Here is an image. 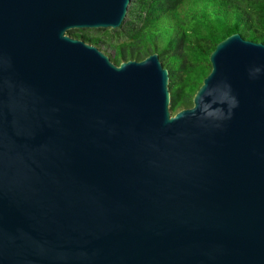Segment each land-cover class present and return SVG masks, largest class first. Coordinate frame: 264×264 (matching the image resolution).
<instances>
[{"label":"water","instance_id":"95a60500","mask_svg":"<svg viewBox=\"0 0 264 264\" xmlns=\"http://www.w3.org/2000/svg\"><path fill=\"white\" fill-rule=\"evenodd\" d=\"M130 0H0V264H264V44L232 34L191 107L154 53L70 30Z\"/></svg>","mask_w":264,"mask_h":264},{"label":"trees","instance_id":"16d2710c","mask_svg":"<svg viewBox=\"0 0 264 264\" xmlns=\"http://www.w3.org/2000/svg\"><path fill=\"white\" fill-rule=\"evenodd\" d=\"M69 33L117 64L157 53L169 72L171 110L176 114L191 107L211 71L209 57L218 43L235 33L264 44V0H130L120 28Z\"/></svg>","mask_w":264,"mask_h":264},{"label":"rangeland","instance_id":"374dc122","mask_svg":"<svg viewBox=\"0 0 264 264\" xmlns=\"http://www.w3.org/2000/svg\"><path fill=\"white\" fill-rule=\"evenodd\" d=\"M70 31H72V30H70ZM101 45H102L105 49H107L108 52L112 53V49H111V47H109L108 45H105L104 43H101Z\"/></svg>","mask_w":264,"mask_h":264}]
</instances>
